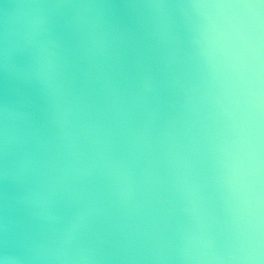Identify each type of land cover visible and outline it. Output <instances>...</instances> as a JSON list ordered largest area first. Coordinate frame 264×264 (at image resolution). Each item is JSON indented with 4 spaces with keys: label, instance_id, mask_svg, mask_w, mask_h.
I'll list each match as a JSON object with an SVG mask.
<instances>
[{
    "label": "clouds",
    "instance_id": "obj_1",
    "mask_svg": "<svg viewBox=\"0 0 264 264\" xmlns=\"http://www.w3.org/2000/svg\"><path fill=\"white\" fill-rule=\"evenodd\" d=\"M0 264H264V0H0Z\"/></svg>",
    "mask_w": 264,
    "mask_h": 264
}]
</instances>
